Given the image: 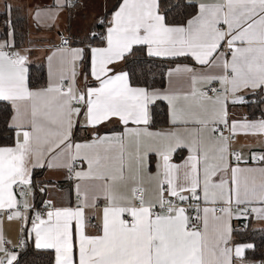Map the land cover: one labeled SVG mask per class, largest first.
<instances>
[{"label":"snow or ice","instance_id":"1","mask_svg":"<svg viewBox=\"0 0 264 264\" xmlns=\"http://www.w3.org/2000/svg\"><path fill=\"white\" fill-rule=\"evenodd\" d=\"M78 6L52 0L34 19L39 27L48 17L51 28L62 11L71 16ZM10 13L8 5L0 102L11 106L5 130L15 142L0 146V215L26 223L35 211L27 199L36 188L34 170L66 169L78 181V203L42 202L27 232L37 250L54 251V264H249L245 253L254 245L233 242L231 221L248 220L249 212L264 220V207H250L264 205V167L241 168L247 161L231 145L241 132L264 133V119H237L230 108L264 104V0H117L110 19L97 21L104 31L89 30L79 47L70 44L76 37L58 33V71L36 90ZM179 57H191L201 70L168 67L159 76L169 87H157L158 69ZM86 58L87 71L78 73L77 62ZM177 74L187 90L172 87ZM158 102H167V131L150 130ZM113 121L121 132H101ZM77 126L89 131L87 141L72 142ZM184 151L183 163L174 162ZM77 159L86 168L77 171ZM251 159L264 163V154ZM257 172L258 186L241 184V175ZM83 181L92 182L91 193L81 189ZM101 197L99 222L90 225ZM6 243L0 230V264H18Z\"/></svg>","mask_w":264,"mask_h":264},{"label":"crops","instance_id":"2","mask_svg":"<svg viewBox=\"0 0 264 264\" xmlns=\"http://www.w3.org/2000/svg\"><path fill=\"white\" fill-rule=\"evenodd\" d=\"M195 2V0H193ZM210 2V0H209ZM116 0H78L79 6L75 9L71 10V16L69 10H64L60 13L59 17L55 20L53 27H48L49 24L53 23L48 17L42 15L39 27L37 26V21L34 19V14L38 8L44 9L52 4V0H0V40L7 38V29L5 27L6 21L8 19V15L6 14V6L10 5L12 9H18L26 18L27 26H26V43L21 47H16L18 50L25 52L28 55L29 66L31 64H41L45 67V87L48 86L50 82V78L54 79L55 74L58 71L60 54L56 53L57 47L60 45V35L58 33H63L65 36H74L76 37V41H79L80 37L86 35L89 30L94 31L95 25L100 18L107 17L110 19V12L108 11L111 7H113ZM11 16V13H10ZM14 39V38H13ZM72 41H70L71 44ZM80 45H72L71 47H79ZM56 53V55H54ZM52 56L53 59L51 63L48 60V57ZM185 58V61L179 64H176L174 67H193L197 71L201 70V66L196 64L195 61L191 57H179ZM51 70V77H50ZM77 72H83L82 62H77ZM78 83L80 86H83L85 81L82 76H78ZM186 77L182 74H177L172 82V87L177 90H181V85L184 86L183 90H187V85L185 83ZM67 83V81H65ZM89 83H95L91 80L89 76ZM219 86L218 84H215ZM43 87V88H45ZM169 87V82L166 78V85L164 88ZM36 90L37 88H32ZM41 89V88H39ZM166 108V118H167V102H162ZM230 113L234 115L237 119L247 118L248 120H260L264 119L263 116H258L256 118L249 117L247 106L238 107V108H230ZM82 123V121H81ZM170 128V124L167 119L166 125L159 128H151V131H167ZM101 132L112 131L121 132L123 130L122 126L117 121H113L111 124L101 127ZM227 135V132L225 133ZM88 135V137H87ZM86 136V137H85ZM84 137V138H83ZM90 138L89 131L85 130L82 126H77L73 129V134L71 137L72 142L74 143H83ZM15 142V137H14ZM13 146V145H11ZM232 150L241 152L243 154L244 160L247 163H241V168H254L259 169L264 167V163H257L251 159L252 154H256L257 156L264 154V133L259 131H250L247 134L239 133L237 134L233 140L231 145ZM57 151H59L57 149ZM180 156L186 157L187 152H181L178 155H174L173 160L176 163H183V160L180 159ZM76 162H81V165L76 166V170L80 171L82 168H86V165L83 164L79 159ZM35 170L42 171V179L46 182L43 186L47 187L49 191L48 198L44 199V201L51 200L54 207H75L78 203L76 196V184L77 180L72 178H68V173L66 169H58V168H36ZM52 183L49 184L48 182ZM262 178L259 176L258 172L255 174H244L240 176L241 184L245 182L250 186L255 183L257 186L261 183ZM81 189L88 188L91 193V181H83L80 182ZM65 187L69 189V194L66 196ZM30 203L34 206L33 202V194L29 197ZM103 197L97 200V204L99 207L94 210H90L89 214L96 217L95 220H89V222L98 223L100 210L104 206ZM264 207L259 202H254L250 207ZM29 220L26 223H22L19 219L8 220L6 213L0 215V230H2V234L4 240L9 246V250L14 251L16 254L18 253V249L20 248L21 243V233L23 229L27 227V232L30 231L32 227L31 221L33 220V216L30 212L27 213ZM250 216V224L252 227H255L256 224L261 226L260 222L264 224V220H260L255 218V213H249ZM246 222L245 220L233 219L231 221L233 232V242L235 231L241 230V225ZM211 227V224H210ZM261 228V227H259ZM90 234H96V229L94 227H90L88 229ZM32 245L34 246V240L31 238ZM35 247V246H34ZM53 260H54V251ZM3 253H0L2 256ZM254 264L253 262H250Z\"/></svg>","mask_w":264,"mask_h":264},{"label":"trees","instance_id":"3","mask_svg":"<svg viewBox=\"0 0 264 264\" xmlns=\"http://www.w3.org/2000/svg\"><path fill=\"white\" fill-rule=\"evenodd\" d=\"M117 3V0H116ZM114 3V4H116ZM113 9L111 7L108 11L110 12ZM190 11L194 13V10ZM11 20L13 22V26L15 28L14 33V42L16 47H21L26 43V18L25 16L18 10H11ZM94 31L99 33L103 32L104 28L96 23ZM99 41H95L94 44H99ZM72 45H80L79 41L71 42ZM142 56V54H141ZM185 61V58H176L171 63H163L161 65V69H158L156 81V86L159 88H164L166 85V78L163 80L159 76V71L166 69L168 67H174L176 64L182 63ZM89 64V60L86 58L82 62L83 72L87 71V67ZM45 67L41 64H31L29 66V86L30 88H43L45 87ZM247 111L249 117L256 118L258 116H263L261 113L264 111V104H261L259 108L255 105L251 107L247 106ZM11 106L7 105L4 102H0V146H11L14 144V133L11 130H5V121L10 119ZM167 123L166 118V108L164 103L158 102L154 108L153 122L151 128H159ZM86 137V136H85ZM88 137V135H87ZM84 138V137H83ZM34 181L36 184V188L33 191V202L34 206H40L42 201L48 198L49 191L47 189L46 192L41 193L39 188L42 187L46 182L42 179V171L34 170L33 172ZM65 195L68 196L69 189L65 187ZM246 228L235 231L234 240L235 243H250L253 244L254 247L252 249H248L245 253L246 259L249 262L260 261V264H264V227L262 228H254L250 224V220H245ZM21 241H24L23 246H20L17 253V262L18 264H49V261L53 260V253L49 250H37L33 245L30 237L27 235V227L23 229L21 233Z\"/></svg>","mask_w":264,"mask_h":264},{"label":"built area","instance_id":"4","mask_svg":"<svg viewBox=\"0 0 264 264\" xmlns=\"http://www.w3.org/2000/svg\"><path fill=\"white\" fill-rule=\"evenodd\" d=\"M213 86H215V87H219V86H217V85H213ZM75 165H77V166H79V165H81V162H75ZM34 208H35V211H29L30 212V214L35 218V215H36V211H43L44 210V204L43 203H41V205L40 206H33ZM250 213V212H249ZM217 214H219V209H217ZM6 215H7V213H6ZM33 218V219H34ZM90 225L91 224H94L93 222H88ZM245 225H246V223L244 222L242 225H241V227H240V229H245L246 227H245ZM21 244V243H20ZM21 246V245H20ZM5 247L6 248H9V246H8V244H5ZM254 264H260L261 262L260 261H254L253 262ZM249 264H252V263H250L249 262Z\"/></svg>","mask_w":264,"mask_h":264},{"label":"rangeland","instance_id":"5","mask_svg":"<svg viewBox=\"0 0 264 264\" xmlns=\"http://www.w3.org/2000/svg\"><path fill=\"white\" fill-rule=\"evenodd\" d=\"M260 224H261V226H259V224H256V226L255 227H257V228H259V227H264V224H262L261 222H260Z\"/></svg>","mask_w":264,"mask_h":264}]
</instances>
